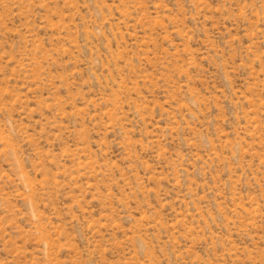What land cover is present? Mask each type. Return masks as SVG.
I'll list each match as a JSON object with an SVG mask.
<instances>
[{
  "label": "rangeland",
  "instance_id": "1",
  "mask_svg": "<svg viewBox=\"0 0 264 264\" xmlns=\"http://www.w3.org/2000/svg\"><path fill=\"white\" fill-rule=\"evenodd\" d=\"M0 264H264V0H0Z\"/></svg>",
  "mask_w": 264,
  "mask_h": 264
}]
</instances>
